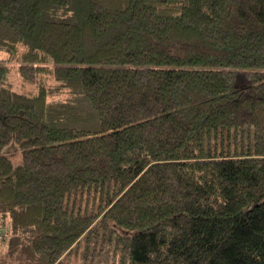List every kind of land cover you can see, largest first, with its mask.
Returning <instances> with one entry per match:
<instances>
[{
	"label": "trees",
	"instance_id": "1",
	"mask_svg": "<svg viewBox=\"0 0 264 264\" xmlns=\"http://www.w3.org/2000/svg\"><path fill=\"white\" fill-rule=\"evenodd\" d=\"M0 229V264H264V0H0Z\"/></svg>",
	"mask_w": 264,
	"mask_h": 264
},
{
	"label": "rangeland",
	"instance_id": "2",
	"mask_svg": "<svg viewBox=\"0 0 264 264\" xmlns=\"http://www.w3.org/2000/svg\"><path fill=\"white\" fill-rule=\"evenodd\" d=\"M14 142H10L7 146H5L3 148V152L9 156V158L11 159V161L13 162V164L19 163L20 162V153L18 152L17 147L14 145ZM7 151V152H6ZM8 153V154H7ZM5 241L0 242V251H4L5 250ZM74 262H77L78 264H81L78 262L77 258L74 259ZM93 264H96L95 262H93Z\"/></svg>",
	"mask_w": 264,
	"mask_h": 264
},
{
	"label": "built area",
	"instance_id": "3",
	"mask_svg": "<svg viewBox=\"0 0 264 264\" xmlns=\"http://www.w3.org/2000/svg\"><path fill=\"white\" fill-rule=\"evenodd\" d=\"M7 234H8L7 231L5 230L3 231L0 229V242H2L6 238Z\"/></svg>",
	"mask_w": 264,
	"mask_h": 264
}]
</instances>
